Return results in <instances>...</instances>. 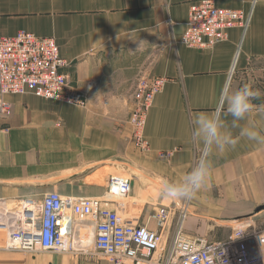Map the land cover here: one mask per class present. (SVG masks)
Returning <instances> with one entry per match:
<instances>
[{"label":"crops","instance_id":"crops-1","mask_svg":"<svg viewBox=\"0 0 264 264\" xmlns=\"http://www.w3.org/2000/svg\"><path fill=\"white\" fill-rule=\"evenodd\" d=\"M200 1L0 0V36L25 31L54 38L67 62L61 73L88 99L86 107H78L32 93L5 96L12 112L0 120L1 222L20 210L21 202H40L54 191L64 198L104 197L108 180L103 186L99 172L115 169L114 161L134 159L141 171L167 182L181 179L201 152L191 139L192 119L215 108L226 82L259 92L239 123L264 130V0H214L219 8L250 14L251 23L245 35L233 29L227 40L207 50L182 43L190 6ZM145 72L168 81L148 115L151 152L141 157L133 152L129 122L136 82ZM231 121L224 117L236 143L213 151L206 185L192 202L199 212L264 218V145L241 136ZM160 153L171 157L160 160ZM191 216L186 233L205 236L200 215ZM92 227L73 223L74 245L67 253L0 247V264H114L95 250Z\"/></svg>","mask_w":264,"mask_h":264},{"label":"built area","instance_id":"built-area-1","mask_svg":"<svg viewBox=\"0 0 264 264\" xmlns=\"http://www.w3.org/2000/svg\"><path fill=\"white\" fill-rule=\"evenodd\" d=\"M250 23V14L202 0L190 6L182 43L211 49L227 40L233 29H241L245 35ZM66 65L54 38L25 31L13 37L0 36V120L12 112L5 100L8 95L32 93L44 100L86 107V94L61 73ZM167 81L145 72L136 82L129 123L132 142L144 154L151 152L145 135L148 115ZM159 155L164 158L168 153ZM132 182L131 178L111 176L102 198H64L54 192L40 202H21L20 210L0 220V247L29 254L67 253L74 245L73 223L80 222L92 224L95 250L114 264H264L262 228L236 227L228 240L221 241L188 235L191 199L177 208L157 207L147 223L132 221L123 204L130 197ZM151 220L156 224L154 230L149 227Z\"/></svg>","mask_w":264,"mask_h":264},{"label":"clouds","instance_id":"clouds-1","mask_svg":"<svg viewBox=\"0 0 264 264\" xmlns=\"http://www.w3.org/2000/svg\"><path fill=\"white\" fill-rule=\"evenodd\" d=\"M257 98H259V92L251 85L234 88L230 82L224 84L215 108L209 112H200L192 119L191 139L201 145L198 158L190 171L181 179L161 185V198L190 200L206 185L213 167L211 159L213 151L224 150L236 143L231 132L226 130L225 116L232 117L231 127L240 128L241 136L264 145V130L255 126L241 127L239 123L247 118L253 108L252 101Z\"/></svg>","mask_w":264,"mask_h":264},{"label":"rangeland","instance_id":"rangeland-1","mask_svg":"<svg viewBox=\"0 0 264 264\" xmlns=\"http://www.w3.org/2000/svg\"><path fill=\"white\" fill-rule=\"evenodd\" d=\"M69 80V79H68ZM70 82V80H69ZM71 84V82H70ZM132 142V140H131ZM132 148L133 152L136 153V156H146V154L140 152L137 147L132 142ZM171 155L168 154L164 158H162L160 155L158 158L160 160H167L170 158ZM133 164H135L137 167H139L136 160H132ZM118 167H122L121 164H117ZM112 167H114L112 165ZM122 169V168H121ZM145 169V168H144ZM95 173V171L93 172ZM112 175H119L124 176L127 178H131L133 180V196H130L127 200L123 202L125 204V215L132 221H139L140 223L145 222L147 223L148 220H150V217L154 213V210L159 206H167V207H179L181 203L184 200H172V199H166L161 198L160 196V187L163 183L167 182L164 178L159 176L156 173H146V172H120L115 169H112L109 167V169L105 171L99 172L98 181L101 182L103 186H105L106 181L108 178ZM142 181V182H141ZM158 190V193L156 190ZM56 192V191H54ZM50 192V193H54ZM49 193V194H50ZM57 193V192H56ZM140 197L139 198H134ZM84 198V197H80ZM192 199L190 200V212L196 213L200 215L201 218H197L200 221V229L202 230L203 238L214 240V241H221V240H228L236 227L243 228L244 226L247 227H259L262 228L264 231V218H260L261 216L259 214H249L248 216H242V217H233V218H227L225 214H208L207 211H196ZM192 218V216L189 217L188 222ZM187 222V223H188ZM151 226H154L156 228V224L153 220H151ZM188 231V230H187ZM188 235L190 233L187 232ZM254 243L251 242V250H254Z\"/></svg>","mask_w":264,"mask_h":264},{"label":"water","instance_id":"water-1","mask_svg":"<svg viewBox=\"0 0 264 264\" xmlns=\"http://www.w3.org/2000/svg\"><path fill=\"white\" fill-rule=\"evenodd\" d=\"M117 164H121L122 167H118ZM111 165H113L114 168H115L117 171H120V172H122V173H123V172H127V173H130V172H135V173L140 172V173H142V172H143V171H141V170L139 169V167H137L135 164H133V163H131V162H128V161H126V162L121 161V160H119V161H114ZM121 168H122V169H121Z\"/></svg>","mask_w":264,"mask_h":264},{"label":"bare ground","instance_id":"bare-ground-1","mask_svg":"<svg viewBox=\"0 0 264 264\" xmlns=\"http://www.w3.org/2000/svg\"><path fill=\"white\" fill-rule=\"evenodd\" d=\"M104 170H106V169H104ZM63 227H65V225H62Z\"/></svg>","mask_w":264,"mask_h":264}]
</instances>
